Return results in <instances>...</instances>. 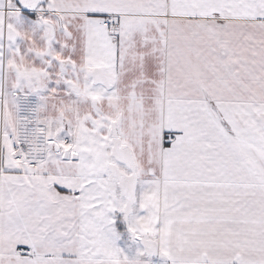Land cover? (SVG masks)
<instances>
[{"label": "snow or ice", "instance_id": "6c2138e0", "mask_svg": "<svg viewBox=\"0 0 264 264\" xmlns=\"http://www.w3.org/2000/svg\"><path fill=\"white\" fill-rule=\"evenodd\" d=\"M0 264H264V0H0Z\"/></svg>", "mask_w": 264, "mask_h": 264}]
</instances>
